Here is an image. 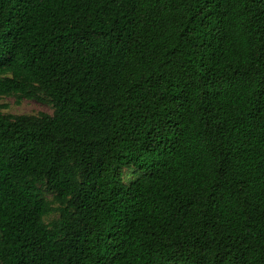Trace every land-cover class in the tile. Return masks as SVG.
Instances as JSON below:
<instances>
[{
  "label": "trees",
  "instance_id": "16d2710c",
  "mask_svg": "<svg viewBox=\"0 0 264 264\" xmlns=\"http://www.w3.org/2000/svg\"><path fill=\"white\" fill-rule=\"evenodd\" d=\"M5 96L0 264H264V0H0Z\"/></svg>",
  "mask_w": 264,
  "mask_h": 264
},
{
  "label": "rangeland",
  "instance_id": "374dc122",
  "mask_svg": "<svg viewBox=\"0 0 264 264\" xmlns=\"http://www.w3.org/2000/svg\"><path fill=\"white\" fill-rule=\"evenodd\" d=\"M4 106L1 112L10 116H33L39 117L41 114L52 115L53 107L46 99L41 102L29 101L25 99H17L15 96L0 97V107ZM48 200H52V196L48 195ZM55 207V205H53ZM57 215L49 216L45 221L50 222L56 219Z\"/></svg>",
  "mask_w": 264,
  "mask_h": 264
}]
</instances>
